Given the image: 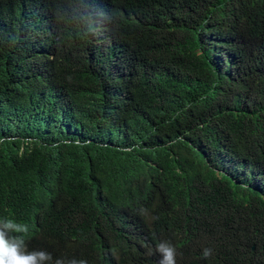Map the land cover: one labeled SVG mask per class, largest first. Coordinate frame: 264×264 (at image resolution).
I'll return each instance as SVG.
<instances>
[{
    "label": "trees",
    "instance_id": "16d2710c",
    "mask_svg": "<svg viewBox=\"0 0 264 264\" xmlns=\"http://www.w3.org/2000/svg\"><path fill=\"white\" fill-rule=\"evenodd\" d=\"M5 217L86 264H264V0H0Z\"/></svg>",
    "mask_w": 264,
    "mask_h": 264
},
{
    "label": "clouds",
    "instance_id": "9594fccd",
    "mask_svg": "<svg viewBox=\"0 0 264 264\" xmlns=\"http://www.w3.org/2000/svg\"><path fill=\"white\" fill-rule=\"evenodd\" d=\"M29 226L12 218L0 219V264H86L84 260L54 258L45 249H29L27 235ZM159 253V264H176L177 249L167 241L159 242L150 254ZM212 255V249L204 248V259Z\"/></svg>",
    "mask_w": 264,
    "mask_h": 264
}]
</instances>
